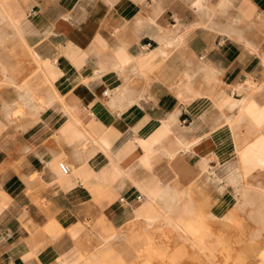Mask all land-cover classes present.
Returning a JSON list of instances; mask_svg holds the SVG:
<instances>
[{"label":"crops","instance_id":"1","mask_svg":"<svg viewBox=\"0 0 264 264\" xmlns=\"http://www.w3.org/2000/svg\"><path fill=\"white\" fill-rule=\"evenodd\" d=\"M247 78L264 81V0H0V264H80L156 206L227 221L264 186Z\"/></svg>","mask_w":264,"mask_h":264},{"label":"rangeland","instance_id":"2","mask_svg":"<svg viewBox=\"0 0 264 264\" xmlns=\"http://www.w3.org/2000/svg\"><path fill=\"white\" fill-rule=\"evenodd\" d=\"M3 1L15 4L17 0ZM29 52L32 50L26 48V54ZM234 91L251 99L259 94L262 97L264 81L257 85L247 78ZM260 153L258 165L264 171V151L261 149ZM240 192L241 199L229 219L221 223L208 219L209 207L199 200L195 209L197 225L185 228L175 220L168 222L169 213L156 206L157 212L153 214L157 220H134L111 231L113 237L108 241L89 243L80 264H264V186L260 184V189L244 188ZM245 201L254 206L251 212L254 221L236 213L243 210ZM181 210L194 214V207L186 205L174 207L170 218L175 219ZM115 247H121L122 253Z\"/></svg>","mask_w":264,"mask_h":264},{"label":"built area","instance_id":"3","mask_svg":"<svg viewBox=\"0 0 264 264\" xmlns=\"http://www.w3.org/2000/svg\"><path fill=\"white\" fill-rule=\"evenodd\" d=\"M145 47L147 49H149V48H151V45L150 44H146ZM58 169H59L60 173L62 175H64V176H67V175L70 174V169H69L68 165L65 164L64 162H59L58 163ZM120 201L122 202L123 199H121ZM136 201H139L140 202L141 201V196H137L136 197Z\"/></svg>","mask_w":264,"mask_h":264}]
</instances>
